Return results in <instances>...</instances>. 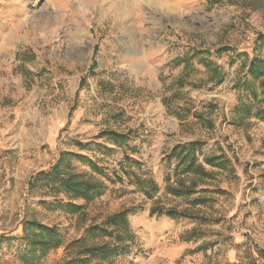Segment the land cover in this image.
Wrapping results in <instances>:
<instances>
[{
  "label": "rangeland",
  "instance_id": "1",
  "mask_svg": "<svg viewBox=\"0 0 264 264\" xmlns=\"http://www.w3.org/2000/svg\"><path fill=\"white\" fill-rule=\"evenodd\" d=\"M231 1L0 0V264H26L23 223L30 220L55 226L62 239L33 264H264V122L241 121L234 111L243 99L234 88L240 66L260 53L264 3ZM222 47L229 50L217 53ZM193 49L222 69V83L209 82L197 57L178 86L181 60ZM177 107L191 113L178 110L180 120ZM106 130L126 142L116 146ZM194 140L205 142L204 154L231 162L232 176L220 172L209 186L226 194L200 210L217 222L149 216L152 202L119 163L127 158L132 171L152 177L169 206L179 201L164 194L172 169L165 153ZM61 153L69 155L62 167L102 180L104 192L85 202L31 190V176ZM69 202L82 213L61 207ZM125 208L134 209L133 236L122 254L74 261L80 248L70 243Z\"/></svg>",
  "mask_w": 264,
  "mask_h": 264
},
{
  "label": "trees",
  "instance_id": "2",
  "mask_svg": "<svg viewBox=\"0 0 264 264\" xmlns=\"http://www.w3.org/2000/svg\"><path fill=\"white\" fill-rule=\"evenodd\" d=\"M207 1L215 4L227 0ZM235 1L249 6L255 3L257 5L264 3V0ZM256 42L257 50L260 53L242 63L235 78L234 88L242 92L241 98L243 99L234 111L241 121L254 117L264 122V34L258 33ZM227 50L229 49L222 47L218 48L216 52ZM203 56L204 53L193 49L183 57L181 60L184 64L183 72L177 80L179 87L186 85V78L189 77L193 68L191 67L192 61L197 57L198 63L208 74L209 82L222 83L224 80L222 69L209 59H204ZM210 108L211 106H209ZM172 110L179 119L178 110L181 113L184 110L187 114L191 113V108L183 110L182 107H177ZM192 117L202 121L207 127L211 126L209 119L204 118L201 113L194 112ZM104 135H107L116 146H121L127 140V135L115 131L106 130ZM204 144V141L194 140L175 144L166 151L164 160L168 166H172V169L170 173H166L164 178V194L170 196L172 201H179L169 206L162 204L160 198L157 197L160 188L152 177L145 174L138 175L132 171L127 158L124 162L119 163L120 172L128 183L135 184L138 191L152 202L148 211L149 216L156 218L165 216L175 221L188 219L198 224L215 221L204 213L201 214L200 210L205 207L212 208V204L216 201L214 196L226 194V191L219 187H209L216 181V174L227 172L229 177L232 176L233 170L231 162L225 154H204L202 151ZM67 156H69L68 153H61L57 162L48 171H39L31 176L28 183L29 188L31 190L49 189L54 192H63L70 199H82L85 202H90L96 196L101 195L106 188L102 180L77 174L62 167ZM80 158L83 159V157ZM118 178L120 181L122 180V177ZM61 207L71 213H82L83 210V206L75 205L72 202L61 205ZM133 211L134 209L125 208L107 216L100 224L89 225L85 230V238L70 243V247L79 246L80 248L74 261L80 260V254L86 255L88 258H100L106 261L122 254L126 248L124 239L133 236L128 221V215ZM196 231V228L192 229L189 237H192ZM23 237L27 241V246L22 250L21 260L26 264H33L48 250L57 248L62 240L55 226L42 225L34 220L23 223ZM98 238H107L108 240L86 244V239L95 240ZM110 240H114L113 243Z\"/></svg>",
  "mask_w": 264,
  "mask_h": 264
}]
</instances>
